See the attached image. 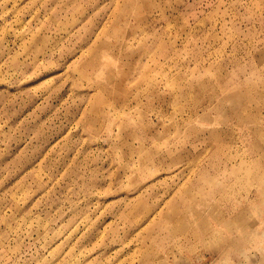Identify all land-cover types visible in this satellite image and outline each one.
I'll return each instance as SVG.
<instances>
[{
	"label": "rangeland",
	"instance_id": "374dc122",
	"mask_svg": "<svg viewBox=\"0 0 264 264\" xmlns=\"http://www.w3.org/2000/svg\"><path fill=\"white\" fill-rule=\"evenodd\" d=\"M0 264H264V0H0Z\"/></svg>",
	"mask_w": 264,
	"mask_h": 264
},
{
	"label": "bare ground",
	"instance_id": "6f19581e",
	"mask_svg": "<svg viewBox=\"0 0 264 264\" xmlns=\"http://www.w3.org/2000/svg\"><path fill=\"white\" fill-rule=\"evenodd\" d=\"M192 199V198H191ZM193 205V204H192ZM205 206V205H204ZM180 210V209H179ZM209 210V209H208ZM195 215H196V213H195ZM197 215H199V214H197ZM198 219V218H197ZM183 220V219H182ZM193 220V219H192ZM200 220V219H199ZM228 220V219H227ZM184 221V220H183ZM203 221H205L204 219H203ZM220 221V220H219ZM189 222V221H188ZM198 222V221H197ZM231 222V221H230ZM229 222V223H230ZM183 223V222H182ZM185 223V222H184ZM183 223V224H184ZM226 223V222H225ZM232 223V222H231ZM194 224V223H193ZM227 225H228V223H227ZM167 227V226H166ZM227 227H229V226H227ZM184 228V227H183ZM193 228H194V226H193ZM182 229V228H181ZM180 231V230H179ZM196 231V230H195Z\"/></svg>",
	"mask_w": 264,
	"mask_h": 264
}]
</instances>
